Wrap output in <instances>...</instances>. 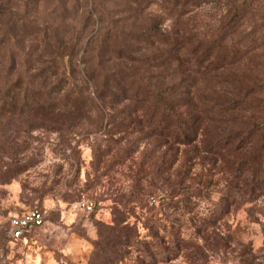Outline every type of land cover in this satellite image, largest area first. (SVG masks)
Instances as JSON below:
<instances>
[{
  "label": "rangeland",
  "instance_id": "1",
  "mask_svg": "<svg viewBox=\"0 0 264 264\" xmlns=\"http://www.w3.org/2000/svg\"><path fill=\"white\" fill-rule=\"evenodd\" d=\"M93 48H178L188 78L189 69L237 61L264 76V0H0V264H90L99 246L108 258L107 240L128 233L104 232L114 215L136 231L131 245L111 246L120 257L115 264H239L237 251L248 241L264 253L259 222L241 209L215 223L225 244L204 245L197 259L182 242L173 246L174 236L197 237L195 230L210 223L207 210L221 196L216 187L190 213L171 212L160 191L142 201L134 196L125 208L118 202L131 192L134 175L147 188L171 173L153 168L162 152L148 116L118 109L99 119L73 111L72 118L61 108H39L44 90L67 105L81 103L72 85L86 86L84 53ZM136 69L144 83L158 81L147 78L157 73L147 64ZM82 196L93 201L92 211L78 207ZM34 208L43 212V223L10 236V219ZM165 255L166 263H154Z\"/></svg>",
  "mask_w": 264,
  "mask_h": 264
},
{
  "label": "trees",
  "instance_id": "2",
  "mask_svg": "<svg viewBox=\"0 0 264 264\" xmlns=\"http://www.w3.org/2000/svg\"><path fill=\"white\" fill-rule=\"evenodd\" d=\"M87 52L81 76L86 86L72 85L81 103L67 105L58 94L44 90L46 105L42 103L39 108L51 113V109L61 108V112L69 111L72 118L73 111L86 110L99 119L107 110L118 109L148 116L157 150L163 153H159L153 168L156 172L169 170L171 173L169 177L150 181L147 188L139 186L140 178L134 175L131 195L118 202L125 208L126 202L134 200V196L141 200L148 192L160 191L163 192L161 203L169 206L171 212L190 213L201 198H207V192L216 187L221 196L207 210L211 212L210 223L202 230H195L197 237L174 236L173 246L182 242L186 249L193 248L186 255L193 254L197 259L204 245L225 244L227 240L217 231L215 223L231 209H241L252 221L259 222L264 247V203H259L264 198V76L261 69L250 67L246 62L235 65L237 61L232 67L219 64L205 70L188 68L191 72L188 78L185 52L178 48L157 51L93 48ZM140 63L157 70L147 78L156 76L158 81L144 83L143 74L136 69ZM190 78L193 79L190 81ZM32 88L44 89L34 85ZM85 89L89 92L86 95L83 94ZM162 146L164 150L160 149ZM197 166L200 171L196 170ZM141 203H138L140 207L145 205ZM123 220L114 215L104 232L110 235L116 227L128 233L125 232L124 238L107 240L108 258L99 255L102 250L99 246L90 264H115L120 260L111 246L131 245L128 237L136 232L134 224H120ZM237 255L239 264H264V253L258 254L251 241L241 244ZM168 260L169 256L165 255L154 259V263Z\"/></svg>",
  "mask_w": 264,
  "mask_h": 264
},
{
  "label": "built area",
  "instance_id": "3",
  "mask_svg": "<svg viewBox=\"0 0 264 264\" xmlns=\"http://www.w3.org/2000/svg\"><path fill=\"white\" fill-rule=\"evenodd\" d=\"M78 207L85 211L93 210V201L87 197L82 196L77 201ZM44 215L43 212L37 208L30 209L21 213L20 215H15L10 219L9 225V235L16 238L19 237L23 231L30 227H36L43 223ZM3 255V248L0 246V259Z\"/></svg>",
  "mask_w": 264,
  "mask_h": 264
}]
</instances>
